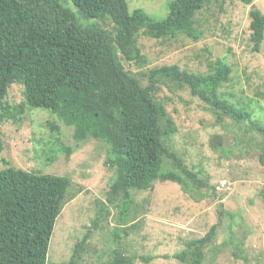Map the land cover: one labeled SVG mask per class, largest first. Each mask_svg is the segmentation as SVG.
Returning a JSON list of instances; mask_svg holds the SVG:
<instances>
[{
	"label": "trees",
	"instance_id": "obj_1",
	"mask_svg": "<svg viewBox=\"0 0 264 264\" xmlns=\"http://www.w3.org/2000/svg\"><path fill=\"white\" fill-rule=\"evenodd\" d=\"M217 1L173 0L167 15L155 20L142 8L130 11L127 0H0V121L15 116L4 98L16 82L24 88V101L15 107L20 112L24 106L46 109L72 127L76 141L93 137L104 142L107 162L114 167L110 193L121 196V221L127 219L133 190L150 189L157 180L188 187L196 174L168 145L177 127L159 88H189L221 124L226 117L235 122L248 118L249 103L264 100V92L245 101L236 99V93L228 97L220 92L233 79L230 47L217 49L204 71L183 68L180 59L179 64L142 70L148 57L137 39L153 38L166 48L182 36L197 41ZM248 17L249 41L259 51L264 13L251 8ZM206 49L209 55L215 51ZM130 62L141 71L128 69ZM139 75L148 78L147 85ZM256 129L264 135V124L256 122ZM69 185L65 175L0 168V264H77L82 243H76L69 261L47 262ZM210 235L189 241L176 256L185 259L190 253L192 264H201ZM134 257L116 252L108 264H133Z\"/></svg>",
	"mask_w": 264,
	"mask_h": 264
},
{
	"label": "rangeland",
	"instance_id": "obj_2",
	"mask_svg": "<svg viewBox=\"0 0 264 264\" xmlns=\"http://www.w3.org/2000/svg\"><path fill=\"white\" fill-rule=\"evenodd\" d=\"M172 1L127 3L130 11L142 8L162 20ZM212 5L211 20L197 41L182 36L167 49L153 38L139 37L148 57L141 69L179 64L180 59L181 67L204 71L217 49L230 47L233 79L220 92L228 97L236 93L241 101L255 97L264 92V40L259 51L252 50L248 15L251 8L264 13V0ZM206 47L215 50L212 55ZM126 67L141 71L135 63ZM139 77L142 85L148 84L146 76ZM23 91L13 82L4 98L15 116L0 121V168L13 165L70 178L69 199L56 219L47 262L69 261L76 243H82L77 264H108L116 252L135 256L133 264H192L190 253L185 259L176 255L189 241L211 233L201 264H264V135L256 129V122L264 124L263 98L249 103L248 118L235 122L226 117L221 124L189 88L172 92L161 86L158 96L177 127L168 145L197 180L190 179L186 188L157 180L150 189L133 190L127 219L121 221V196L110 193L114 167L107 162L104 142L93 137L76 141L72 127L46 109L24 106L20 112L15 107L24 101Z\"/></svg>",
	"mask_w": 264,
	"mask_h": 264
}]
</instances>
